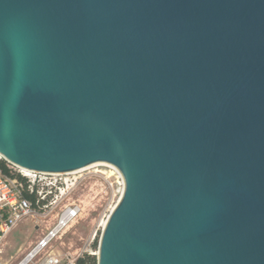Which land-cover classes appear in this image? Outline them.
I'll list each match as a JSON object with an SVG mask.
<instances>
[{
  "label": "water",
  "instance_id": "1",
  "mask_svg": "<svg viewBox=\"0 0 264 264\" xmlns=\"http://www.w3.org/2000/svg\"><path fill=\"white\" fill-rule=\"evenodd\" d=\"M0 154L120 171L97 264H264V0H0Z\"/></svg>",
  "mask_w": 264,
  "mask_h": 264
},
{
  "label": "built area",
  "instance_id": "2",
  "mask_svg": "<svg viewBox=\"0 0 264 264\" xmlns=\"http://www.w3.org/2000/svg\"><path fill=\"white\" fill-rule=\"evenodd\" d=\"M2 162L9 173H4L0 164V248L11 231L24 219L30 217L33 221L36 216L45 218L54 215L55 220L47 225L45 232L27 253L26 256L33 254L25 264H78V259L84 256L83 251H67L56 247V241L61 239L86 211L84 203L71 200L72 191L79 181L88 182L92 181L93 177L100 176L110 186H118L120 199L125 185L120 171L114 165L106 163V169H95L93 176H75L73 172L52 173L21 168L0 154V163ZM111 178L113 181H110ZM103 198L109 199L108 191ZM115 205L110 207L105 220ZM102 222L99 225L101 230L105 225Z\"/></svg>",
  "mask_w": 264,
  "mask_h": 264
},
{
  "label": "rangeland",
  "instance_id": "3",
  "mask_svg": "<svg viewBox=\"0 0 264 264\" xmlns=\"http://www.w3.org/2000/svg\"><path fill=\"white\" fill-rule=\"evenodd\" d=\"M95 169L105 170L106 168L104 165H96L85 168V171L74 173V175L79 176L83 174L93 176ZM110 181H113V178ZM107 191L109 192V199L104 200L103 197ZM119 196L118 186H110L100 176H95L92 181L88 182L87 180L83 183L79 181L70 197L71 200L84 203L86 211L64 233L61 239L56 241V247L67 251L79 249L84 254H94L97 257L98 244L102 231L99 225L106 218L110 207L117 203ZM54 220V215H49L45 218L36 216L33 221L30 217L21 221L11 231L0 248V264H18L32 247H34L39 237L45 232L47 225ZM96 230L98 231L95 235Z\"/></svg>",
  "mask_w": 264,
  "mask_h": 264
},
{
  "label": "trees",
  "instance_id": "4",
  "mask_svg": "<svg viewBox=\"0 0 264 264\" xmlns=\"http://www.w3.org/2000/svg\"><path fill=\"white\" fill-rule=\"evenodd\" d=\"M2 168H3V172L4 173H9L8 169L5 167V163L2 162L0 163ZM78 264H97V257L94 254H84V256L80 259H78Z\"/></svg>",
  "mask_w": 264,
  "mask_h": 264
},
{
  "label": "bare ground",
  "instance_id": "5",
  "mask_svg": "<svg viewBox=\"0 0 264 264\" xmlns=\"http://www.w3.org/2000/svg\"><path fill=\"white\" fill-rule=\"evenodd\" d=\"M96 165H105V163H104V162H96V163L90 164V165H88V166H85V167H83V168H81V169L74 170V171H72V172H73V173L80 172V171L84 170L85 168H89V167L96 166ZM102 223H103V225H104V224L106 223V220L104 219ZM32 254H33V253H32ZM32 254L29 255V256H27V259L24 260L21 264H25V262L28 261V259L32 256ZM20 262H21V261H20ZM18 264H19V263H18Z\"/></svg>",
  "mask_w": 264,
  "mask_h": 264
}]
</instances>
